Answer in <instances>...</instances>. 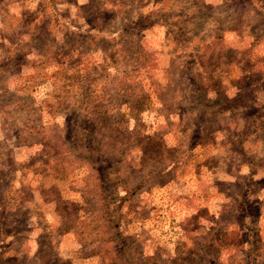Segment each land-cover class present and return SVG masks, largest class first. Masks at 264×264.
I'll use <instances>...</instances> for the list:
<instances>
[{"label": "rangeland", "instance_id": "1", "mask_svg": "<svg viewBox=\"0 0 264 264\" xmlns=\"http://www.w3.org/2000/svg\"><path fill=\"white\" fill-rule=\"evenodd\" d=\"M0 264H264V0H0Z\"/></svg>", "mask_w": 264, "mask_h": 264}, {"label": "trees", "instance_id": "2", "mask_svg": "<svg viewBox=\"0 0 264 264\" xmlns=\"http://www.w3.org/2000/svg\"><path fill=\"white\" fill-rule=\"evenodd\" d=\"M212 9H214L213 7H211V9H210V11H212ZM197 36H198V34H197ZM206 36V35H205ZM216 37H217V35H216ZM199 53V52H198ZM198 53H196V54H194V56L192 57V58H197V61H199V59H201V58H199L201 55H199ZM199 58V59H198ZM198 76H200V77H194V78H192V80H196V81H198V83H200V79L199 78H201V73H199L198 74ZM200 88H201V91L202 92H206L207 90L205 89V86H204V84L203 83H201L200 84ZM187 89H188V87H187ZM204 94V93H203ZM204 102H205V100H204ZM211 105H209V104H207V103H203L202 105H201V109H202V111H200L199 112V114H202L204 117H207L208 115L210 116L211 114H217V115H219L220 113L218 112V111H216V112H213V110H212V107H210ZM214 110H215V108H214ZM91 147V146H90ZM91 149H93V148H91ZM110 173V172H109ZM109 173H106V177H109ZM103 176H104V174H103ZM105 177V176H104Z\"/></svg>", "mask_w": 264, "mask_h": 264}]
</instances>
